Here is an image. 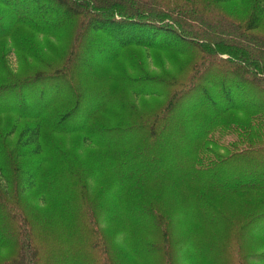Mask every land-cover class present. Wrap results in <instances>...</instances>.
Here are the masks:
<instances>
[{"label": "rangeland", "instance_id": "obj_1", "mask_svg": "<svg viewBox=\"0 0 264 264\" xmlns=\"http://www.w3.org/2000/svg\"><path fill=\"white\" fill-rule=\"evenodd\" d=\"M151 5L147 4L148 7ZM187 8L201 12L194 11L196 16L207 14L205 20L208 22L190 20L200 25V29L203 28L193 34L196 37L198 32L213 30L207 27L217 25L216 20L223 11L240 12L242 5L239 0L217 5L207 0H197L187 5ZM207 11L214 12L211 15L214 19L208 16ZM145 13L148 11L145 10ZM5 20L0 17V26ZM164 21L173 25L165 24ZM157 23L170 27L169 33L163 29L150 28L135 31L132 34L136 35L134 38L114 41L124 43L139 39L141 43L134 51L148 70L156 73L158 65L163 64L172 74H182L180 78L184 81L190 73L182 71L188 56L172 50L170 60L164 61L165 55L168 56L167 50L153 46L164 45L163 42L168 40L172 41L170 44L185 49L193 44L183 43L178 32L174 34L171 27L174 29L175 22L164 19ZM220 30L224 34L225 28L221 27ZM91 34L84 35L79 45L78 58L81 59L76 64L77 72L73 77L52 83L54 95L62 92L68 96L65 101L62 98L54 103V110L43 114L41 118L43 150L38 155L22 160L33 171L40 166L37 183L19 195L18 205L11 204L19 229L17 225H6L4 212L0 213V241L13 232L11 227L17 229L18 239L25 242V248L27 238L32 235L30 252L50 264H57L61 256L62 264H86L83 256L76 257L74 254L80 252L83 255L89 250L93 252L97 245L91 242L95 241L93 238L96 235V239L108 243L107 247L113 251L112 264H166L167 260L169 264H195L196 261H199L198 264H241L240 255L242 253L243 256L249 246L246 244H253L258 239L254 232H259L260 226H244L247 214L255 208V204L224 193L223 186L240 173H248V169H254L259 162L263 163L264 152L241 159L229 167L223 164L219 172L212 170L198 175L203 172L196 170L200 165L197 161L213 157L210 153L214 151L209 148L210 144L211 148L218 145V153L224 154L222 146L228 145V148L233 149L235 144L231 142H238L236 135L225 127L224 114L191 109L188 104L194 99L192 91H188L189 87L173 89L172 95H165L162 87L161 94L157 96L137 95L131 88L128 90L126 78L121 73V66L128 67L131 63L127 57L103 69L99 67L91 75L82 74L86 68L84 64L90 58H84V51L90 47L84 40H88ZM212 34L215 35L207 39L209 42L217 40L213 36L232 41L228 36L217 35L219 31H213ZM253 35L263 37L260 41L264 42V20L258 29L249 32V37L237 38L248 49H253V42L249 41L253 40ZM32 38L37 43L43 42L42 38ZM106 42L99 44L100 48L105 47ZM6 43V40H2L0 44L4 46ZM259 55V59L264 57L263 52ZM18 65L16 53L14 50L9 51L6 60L3 57L0 59V79L7 76L9 71L15 73ZM248 67L250 70L247 74L258 69L252 62ZM189 68L188 64V71ZM234 68L231 65L229 67L230 71L242 74L240 69ZM262 68L264 70V61ZM213 69L216 73L215 66ZM216 75L220 78L217 87H224L225 75ZM232 85L238 98L248 99L251 96L250 88L243 90V86L237 82ZM43 90L38 88L30 95L28 90L20 86L11 93L16 99H22L24 95L30 102L35 97L41 100L38 95ZM257 96L255 94L250 98ZM94 102L100 103L99 110L93 111L92 116L85 119L87 109ZM80 104L82 106L74 112ZM172 107L173 110L166 111ZM157 110H160V114L153 119L152 115ZM228 116L234 121L245 119V115L237 110L230 111ZM144 118L145 124L142 122ZM84 120V125L77 127ZM31 121L34 120L14 112L1 113L0 144L6 143L8 139L16 142L21 127ZM208 121H214L217 125L207 139L196 140L197 130H201L203 122ZM201 145H204V151H200ZM239 164H243V168ZM251 174L255 176L253 170L247 175ZM16 193L14 191L13 195ZM144 199L151 201L157 212L155 209L151 211ZM206 199L212 200L217 206L206 205ZM150 212L160 217L157 215L152 219ZM31 225L34 230L32 234L29 231ZM10 243L13 247L14 242L10 240ZM166 245H169L167 249L164 248ZM10 246L0 250V259L9 255ZM258 247L263 250L264 243ZM23 261L29 264L33 262L31 253L26 249Z\"/></svg>", "mask_w": 264, "mask_h": 264}, {"label": "trees", "instance_id": "obj_2", "mask_svg": "<svg viewBox=\"0 0 264 264\" xmlns=\"http://www.w3.org/2000/svg\"><path fill=\"white\" fill-rule=\"evenodd\" d=\"M195 1L197 0H0V11L3 10L0 12V17L6 19L0 26V43L2 40L7 41L4 46L0 44V59L3 57L6 60L9 51L14 50L19 63L15 73L9 71L7 76L0 79V114L14 112L18 116L34 120L21 127L16 142L8 139L6 143L0 144V213L4 212L3 220L6 225H17L19 229V223L15 222L16 214H12L11 204H17V200L20 201L19 195L36 185L37 172L40 170L39 166L33 171L30 166L22 163V160L42 152L43 125L41 118L43 114L47 115L54 110L52 108L54 103L62 98L65 101L68 96V94L64 96L62 92L54 95V92L51 91L52 83L60 81V79L64 80L69 76L73 77L72 75L77 72L76 64L79 62L78 59H81L78 58L79 45L84 35L88 33L92 34L84 42L90 44V47L86 46L84 58L90 57L91 61L89 58L84 64L86 68L82 74L91 75L97 72L99 67L103 69L108 64L127 57L131 63L128 67L121 66V73L126 78L125 85L128 90L131 88L137 95L157 96L161 94L162 87L165 95L167 93L174 94L171 92L173 89L179 90L182 89V86L189 87L188 91H192V99H194L188 104L191 109H195L196 112L205 109L224 114L225 127L231 130L230 133L236 135L238 142H231L235 144L233 149L228 148V145L222 146L224 149L222 155L218 153V145L214 148H211V144L207 145L214 151L210 153L213 157L203 160L200 158L197 161L200 162V165L196 170L203 172L198 175L212 170L219 172V167L223 164L229 167L233 163H239L241 159H246L258 152H264V70L262 68L264 57L259 59V54L264 53V42L260 41L263 40V37L253 35L251 36L253 40L248 39L253 42V49H248V46L245 43L241 44L240 39L237 38L239 36L245 39V37H249L250 31L261 26L264 20V0H239L242 5L240 12L225 13L223 11L219 19H215L218 24L216 23L215 26L211 24L210 27H207L214 28L213 30L198 32L196 37L193 34L203 28L200 29V25H195L190 20L208 21L205 20L207 14L196 16L194 11H199L187 8V5ZM207 1L217 5L235 0ZM149 3H152L150 7L147 6ZM145 10L148 13H145ZM207 12L208 16L214 19L211 16L214 12ZM164 19L176 23L174 29L171 27V30H174V34L178 32L180 41L193 44L185 49L170 44L172 41L168 40L163 42L164 45L153 46L156 49L167 50L168 56L165 55L164 61L170 60L169 54L172 50L180 51L188 56L186 67L182 71L190 73L184 81H181L180 78L182 74L180 76L172 74L163 64L158 65L156 73L148 70L134 51L141 43L139 39L121 42L123 38H134L136 35L132 34H135V31H145L150 28L163 29L164 32L169 33L170 27L166 28L165 25L157 23ZM164 23L173 25L171 22L164 21ZM219 25L225 28L224 34L220 30L221 27H218ZM213 31H219L220 34L217 35L228 36L232 38V41L213 36L217 40L209 42L207 39L211 38V35H215L212 34ZM32 36L42 38L43 42L37 43ZM114 39L121 41L116 42ZM104 42H106L105 47L100 48L99 44ZM215 46L216 48H213ZM221 54L229 56L223 57ZM250 62L258 69L247 74L246 72L250 70L248 67ZM188 64L190 65L189 71L187 70ZM230 65L235 67L234 69H240L242 74H237L234 70L230 71ZM214 66L216 73L213 71ZM217 73L225 75L224 87H217L220 80ZM233 82L241 84L243 90L250 88V97L255 94L258 96L248 99L238 98L236 90H234L235 86L232 85ZM20 86L28 90L30 95L38 88L45 90L38 95L41 100L35 97L31 98L29 102L24 95L22 99L20 97L16 99L12 95L11 92L16 91ZM260 93L263 96H259ZM81 106L82 104L78 105L74 112H77ZM18 107L23 112L18 110ZM99 107L100 103L90 104L85 119L90 118L93 111ZM171 110L173 107L166 111L170 112ZM232 110L243 113L245 119L232 120L228 116ZM159 114L160 110H157L152 115L153 119ZM84 122L85 120L77 127H82ZM142 122L145 124V118ZM203 123L204 127L197 130L196 140L207 139L211 130L217 125L214 121ZM67 127L77 129L75 126ZM204 145H201L200 151H204ZM241 167L243 168V166ZM252 170L255 176L247 175ZM248 173L245 171L230 180L232 182L223 186V192L239 200L255 204V208L248 212L244 226L255 225V228L260 226L258 227L259 232H254L258 239L253 244H246L249 246L246 247L247 251L243 256L241 253L240 260L241 264H264V249L258 247L264 243V162H259L254 169H248ZM120 181L123 180L120 179ZM14 191L17 192L16 195H13ZM144 201L149 205L151 211L154 209L156 211L151 201L145 199ZM205 201L206 205L210 207L217 206L210 199ZM149 215L155 219L158 214L154 215L153 212H150ZM12 230L13 232L9 233L8 237L0 241V250H6V246L11 244L10 240L14 242V246H10L11 252L7 257L0 259V264H29L23 261L25 249L31 253L32 264H50L47 260L41 259L39 255L35 257L32 255L33 252H30L32 235L27 238V247L25 248V242L18 239L17 229L11 227ZM29 231L31 234L34 231L32 225ZM96 236L93 238L95 241L91 242V244L97 245L93 252L89 250L83 255L80 252H75L74 255L76 257L83 256L86 264H112L113 251L107 247L108 243H102L98 238L96 239ZM168 246L166 245L164 248L167 249ZM157 247L160 246L157 245ZM62 262L63 257L61 256L56 263L62 264ZM165 263L169 264V260ZM198 263L199 261H196L195 264Z\"/></svg>", "mask_w": 264, "mask_h": 264}]
</instances>
